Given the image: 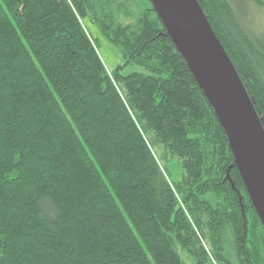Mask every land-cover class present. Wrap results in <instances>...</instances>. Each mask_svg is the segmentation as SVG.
<instances>
[{
    "label": "trees",
    "instance_id": "1",
    "mask_svg": "<svg viewBox=\"0 0 264 264\" xmlns=\"http://www.w3.org/2000/svg\"><path fill=\"white\" fill-rule=\"evenodd\" d=\"M148 2L0 0V264H264L223 130ZM197 2L264 129L247 20L264 0Z\"/></svg>",
    "mask_w": 264,
    "mask_h": 264
},
{
    "label": "water",
    "instance_id": "2",
    "mask_svg": "<svg viewBox=\"0 0 264 264\" xmlns=\"http://www.w3.org/2000/svg\"><path fill=\"white\" fill-rule=\"evenodd\" d=\"M211 107L247 195L264 226V129L197 0H149Z\"/></svg>",
    "mask_w": 264,
    "mask_h": 264
},
{
    "label": "rangeland",
    "instance_id": "3",
    "mask_svg": "<svg viewBox=\"0 0 264 264\" xmlns=\"http://www.w3.org/2000/svg\"><path fill=\"white\" fill-rule=\"evenodd\" d=\"M131 3V12L134 14L143 9H148L150 4L148 0H128ZM253 6V5H252ZM249 14L247 20L251 22L253 29L257 31L262 37L264 36V11L258 8L249 7ZM84 27L89 32L91 37L97 41V49L99 57L108 71L114 70L117 66L123 63V59L118 51L108 44L103 38L100 37L96 28L92 26L88 21L84 22ZM258 34V35H259ZM132 71L131 68H126L122 73L128 74ZM167 167L170 175L174 179H178L181 172L177 161L167 162ZM182 259L191 264V261L186 257V254L181 252Z\"/></svg>",
    "mask_w": 264,
    "mask_h": 264
}]
</instances>
